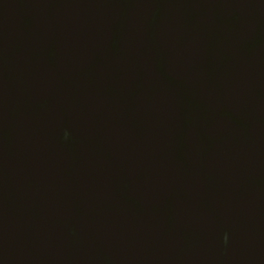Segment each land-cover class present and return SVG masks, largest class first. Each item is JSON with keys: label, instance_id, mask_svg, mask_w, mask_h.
<instances>
[{"label": "water", "instance_id": "obj_1", "mask_svg": "<svg viewBox=\"0 0 264 264\" xmlns=\"http://www.w3.org/2000/svg\"><path fill=\"white\" fill-rule=\"evenodd\" d=\"M0 264H264V0H0Z\"/></svg>", "mask_w": 264, "mask_h": 264}]
</instances>
